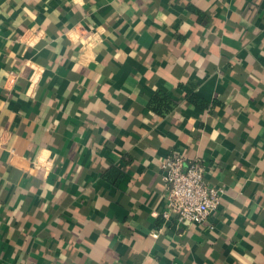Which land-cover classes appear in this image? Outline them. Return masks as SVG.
I'll return each instance as SVG.
<instances>
[{
    "label": "crops",
    "instance_id": "crops-1",
    "mask_svg": "<svg viewBox=\"0 0 264 264\" xmlns=\"http://www.w3.org/2000/svg\"><path fill=\"white\" fill-rule=\"evenodd\" d=\"M0 264H264V0H0Z\"/></svg>",
    "mask_w": 264,
    "mask_h": 264
},
{
    "label": "built area",
    "instance_id": "built-area-1",
    "mask_svg": "<svg viewBox=\"0 0 264 264\" xmlns=\"http://www.w3.org/2000/svg\"><path fill=\"white\" fill-rule=\"evenodd\" d=\"M159 169L166 190L163 220L172 217L177 226H201L218 210L224 189L206 181V166L201 162L173 153L160 160Z\"/></svg>",
    "mask_w": 264,
    "mask_h": 264
}]
</instances>
